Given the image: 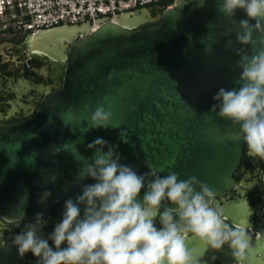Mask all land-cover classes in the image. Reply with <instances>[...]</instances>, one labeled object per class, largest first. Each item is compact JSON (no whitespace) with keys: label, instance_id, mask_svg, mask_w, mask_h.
Instances as JSON below:
<instances>
[{"label":"water","instance_id":"1","mask_svg":"<svg viewBox=\"0 0 264 264\" xmlns=\"http://www.w3.org/2000/svg\"><path fill=\"white\" fill-rule=\"evenodd\" d=\"M183 2L175 0L172 8L158 13L141 7L115 14L96 29L89 19L32 33L37 47L50 54L57 50L62 55L66 40L71 41V57L62 59L68 60L62 87L34 116L0 127L1 215L33 219L44 213L60 221L65 201L82 194L83 184L95 183L91 178L74 183L82 162L73 154L77 148L91 159L95 149L87 145L96 138L115 146L120 163L139 174L151 164L163 167L161 176L170 171L181 179L196 176L215 193L231 188L245 143L230 140L238 126L211 109L219 103L213 97L220 88L239 86L240 57L234 50L244 47L252 54V49L233 43L226 50L239 27L218 13L215 0L204 7L195 0ZM235 19L247 16L237 10ZM228 27H233L231 36L225 35ZM206 46L211 49L207 54ZM100 104L113 113L118 127L90 128ZM121 129L128 131L127 144L119 138ZM65 143L67 151L53 155V147ZM53 173L54 183L46 180ZM45 190L51 196L38 203ZM25 192L27 202L19 204ZM0 264L15 263L1 250Z\"/></svg>","mask_w":264,"mask_h":264},{"label":"clouds","instance_id":"2","mask_svg":"<svg viewBox=\"0 0 264 264\" xmlns=\"http://www.w3.org/2000/svg\"><path fill=\"white\" fill-rule=\"evenodd\" d=\"M187 2L184 0L182 6ZM195 2L204 7L207 0ZM215 2L218 13L239 27L235 41H227L226 50L238 43L250 46L252 54L244 47L234 50L240 57L237 67L241 72L235 81L239 86L220 88L213 97L219 103L211 111L238 126L230 140L242 139L248 155L264 161V0ZM237 10H243L247 19L237 21ZM232 32L233 27L225 29L226 36ZM210 50V46L204 49L206 54ZM89 123L90 128L118 127L113 125V113L103 104L96 107ZM119 138L127 144L128 131L121 129ZM87 148L95 149L91 159L75 148L73 156L82 166L74 183L86 178L95 183L83 184L82 194L65 201L62 219L47 239L41 232L48 221L44 213H37L34 222L15 234L11 243L0 234V250L15 247L20 258L30 252L37 258L36 264H202L203 252L189 248L186 242L191 236L205 250L221 251L227 245L233 264H250L255 257L251 235L246 228L226 222L223 207L207 183L196 176L181 179L172 171L161 176L163 167L151 164L147 172L139 174L132 166L121 164L115 146L103 138H96ZM62 150L67 151V143L53 147L52 153ZM56 179L55 173L46 178L53 183ZM50 196L45 190L38 203H46ZM26 202L25 192L19 204Z\"/></svg>","mask_w":264,"mask_h":264},{"label":"flooded vegetation","instance_id":"3","mask_svg":"<svg viewBox=\"0 0 264 264\" xmlns=\"http://www.w3.org/2000/svg\"><path fill=\"white\" fill-rule=\"evenodd\" d=\"M154 12H162V7ZM66 44L62 55L57 50L50 54L37 47L40 42L29 32L0 31V127L34 116L41 103L62 87L68 62L62 59H70L73 43L66 40ZM233 177L231 188L215 193V198L223 207L226 222L246 228L251 235L256 255L250 264H264V161L250 157L244 145ZM34 219H10L0 214V234L11 243L12 237ZM46 220L48 223L41 232L45 239L59 222ZM157 227H160L158 222ZM186 242L189 248L203 252L202 264H233L227 245L216 251L205 250L191 236ZM49 244L54 247L51 240ZM7 252L9 260L15 264H36L37 258L30 252L23 258L15 247Z\"/></svg>","mask_w":264,"mask_h":264},{"label":"built area","instance_id":"4","mask_svg":"<svg viewBox=\"0 0 264 264\" xmlns=\"http://www.w3.org/2000/svg\"><path fill=\"white\" fill-rule=\"evenodd\" d=\"M175 0H0V31L35 33L63 24L92 19L93 29L103 18L148 7L172 8Z\"/></svg>","mask_w":264,"mask_h":264},{"label":"trees","instance_id":"5","mask_svg":"<svg viewBox=\"0 0 264 264\" xmlns=\"http://www.w3.org/2000/svg\"><path fill=\"white\" fill-rule=\"evenodd\" d=\"M162 11H163V9H162Z\"/></svg>","mask_w":264,"mask_h":264}]
</instances>
